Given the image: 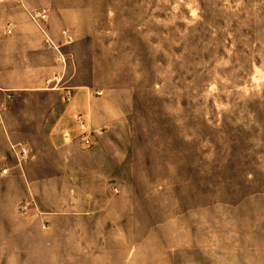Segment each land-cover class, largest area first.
I'll list each match as a JSON object with an SVG mask.
<instances>
[{
    "label": "rangeland",
    "instance_id": "rangeland-1",
    "mask_svg": "<svg viewBox=\"0 0 264 264\" xmlns=\"http://www.w3.org/2000/svg\"><path fill=\"white\" fill-rule=\"evenodd\" d=\"M27 3L60 18L75 82L126 124L95 168L39 170L25 200L0 175V264H264V0ZM7 100L14 118L60 109Z\"/></svg>",
    "mask_w": 264,
    "mask_h": 264
},
{
    "label": "crops",
    "instance_id": "crops-1",
    "mask_svg": "<svg viewBox=\"0 0 264 264\" xmlns=\"http://www.w3.org/2000/svg\"><path fill=\"white\" fill-rule=\"evenodd\" d=\"M35 10L44 11L47 19L34 21L31 13ZM59 20L45 9L31 7L27 0H0V175L13 183L21 200L27 198L30 188L48 185L39 177L58 175L68 162L87 160L81 168H95L97 156L103 154L95 144L98 137L108 140L115 129L126 124L115 119L111 94L100 90L103 94L98 95L94 83L75 82L71 64L77 44L69 30L58 26ZM68 89L73 95L65 102ZM34 93L55 97L60 109L45 111L47 115L40 121L21 114L14 118L7 98ZM15 129L34 131L22 135ZM85 132L92 147L83 142ZM21 148L28 151V158L20 157ZM39 170L43 172L37 178Z\"/></svg>",
    "mask_w": 264,
    "mask_h": 264
},
{
    "label": "built area",
    "instance_id": "built-area-1",
    "mask_svg": "<svg viewBox=\"0 0 264 264\" xmlns=\"http://www.w3.org/2000/svg\"><path fill=\"white\" fill-rule=\"evenodd\" d=\"M31 17L34 21L39 22V21L46 20L47 14L44 11L35 10L31 13ZM8 32L11 33V30H9ZM68 41H71V38H68ZM97 94L102 95L103 92L99 91V92H97ZM83 142L87 147H90L92 145V140L86 132L83 134ZM19 155L22 159H26L29 156L28 151L25 148H21ZM3 172L7 173L8 170L5 169Z\"/></svg>",
    "mask_w": 264,
    "mask_h": 264
}]
</instances>
